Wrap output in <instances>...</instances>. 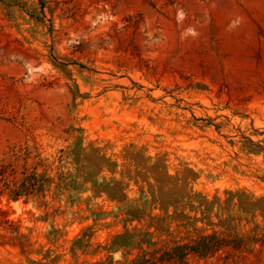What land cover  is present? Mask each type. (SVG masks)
I'll return each instance as SVG.
<instances>
[{
	"label": "rangeland",
	"instance_id": "obj_1",
	"mask_svg": "<svg viewBox=\"0 0 264 264\" xmlns=\"http://www.w3.org/2000/svg\"><path fill=\"white\" fill-rule=\"evenodd\" d=\"M0 264H264V0H0Z\"/></svg>",
	"mask_w": 264,
	"mask_h": 264
}]
</instances>
